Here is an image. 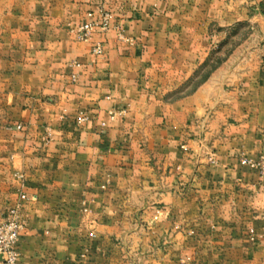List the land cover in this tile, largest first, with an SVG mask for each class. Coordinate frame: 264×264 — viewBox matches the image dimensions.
<instances>
[{"label": "crops", "instance_id": "1", "mask_svg": "<svg viewBox=\"0 0 264 264\" xmlns=\"http://www.w3.org/2000/svg\"><path fill=\"white\" fill-rule=\"evenodd\" d=\"M101 5L131 41L75 40ZM263 150L264 0H0V222L20 205L17 264H264V178L239 160Z\"/></svg>", "mask_w": 264, "mask_h": 264}, {"label": "built area", "instance_id": "2", "mask_svg": "<svg viewBox=\"0 0 264 264\" xmlns=\"http://www.w3.org/2000/svg\"><path fill=\"white\" fill-rule=\"evenodd\" d=\"M105 1V0H103ZM109 30H115L118 33L120 39L125 41H131L124 36L123 30L120 28L117 22L114 21L113 15L110 10L106 9L104 5H101L97 15L91 21L84 22L78 26L70 29L74 38L77 41H88L92 34L96 31L106 32ZM92 54L101 55L104 53V46L102 42H97L92 46ZM71 82L77 80L75 74L69 76ZM90 119L89 114L86 112H79L76 122L81 125L88 122ZM20 128V126H18ZM214 154H212L213 156ZM212 160V158H211ZM240 164L254 168L258 171L261 178H264V151H262L256 159H249L246 157H240ZM21 177V176H19ZM21 199H25L26 196L22 194ZM20 205L11 207L8 210V214L5 220L0 222V264H17L20 254L18 251V240L21 231L25 226V219L21 214Z\"/></svg>", "mask_w": 264, "mask_h": 264}, {"label": "rangeland", "instance_id": "3", "mask_svg": "<svg viewBox=\"0 0 264 264\" xmlns=\"http://www.w3.org/2000/svg\"><path fill=\"white\" fill-rule=\"evenodd\" d=\"M215 29H217V28H215ZM248 30H249V28L247 25L241 27L240 33L238 34V36H235L233 31H229V36H228L226 42L223 44V46L221 48H218L217 50L216 49L212 50V52L210 54V61L208 63V66L205 67V69L199 74V76L195 79V81H193L192 84H190L187 88H184L183 90L175 93L174 97H177V96H180L184 93L189 92L194 87L195 83H197L199 80H201L203 78V76L206 75L213 67L217 66L220 63V61L225 58L226 55L231 54L235 50L236 45L239 44L240 41H244L246 39ZM103 46H104V44H103ZM256 158H252V159H256ZM135 263L137 264V262H135Z\"/></svg>", "mask_w": 264, "mask_h": 264}, {"label": "trees", "instance_id": "4", "mask_svg": "<svg viewBox=\"0 0 264 264\" xmlns=\"http://www.w3.org/2000/svg\"><path fill=\"white\" fill-rule=\"evenodd\" d=\"M206 65H207V64L203 65V67L206 66ZM206 75H207V74H206ZM206 75H204L203 78H204ZM197 85H198V83L194 84V87H196Z\"/></svg>", "mask_w": 264, "mask_h": 264}]
</instances>
